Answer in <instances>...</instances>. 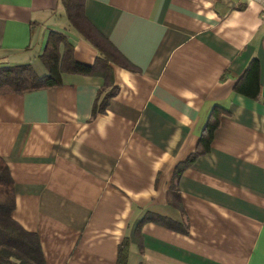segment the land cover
<instances>
[{
	"label": "crops",
	"instance_id": "obj_1",
	"mask_svg": "<svg viewBox=\"0 0 264 264\" xmlns=\"http://www.w3.org/2000/svg\"><path fill=\"white\" fill-rule=\"evenodd\" d=\"M62 4L0 0V65L46 76L39 57L50 31L66 36L76 61L97 62ZM84 13L138 68L109 63L104 111L92 116L99 76L63 73L56 87L0 95L12 217L36 234L44 264H116L124 237L127 264H264L263 5L84 0ZM253 58L257 98L233 90ZM214 106L209 150L173 178Z\"/></svg>",
	"mask_w": 264,
	"mask_h": 264
},
{
	"label": "trees",
	"instance_id": "obj_2",
	"mask_svg": "<svg viewBox=\"0 0 264 264\" xmlns=\"http://www.w3.org/2000/svg\"><path fill=\"white\" fill-rule=\"evenodd\" d=\"M66 17L70 26L83 36L99 52L101 57L92 65L75 60L73 47L66 36L58 31H50L40 60L48 70V74L39 77L30 64L0 65V95L24 94L41 89L56 87L61 84V74L74 73L99 76L104 84L94 102L92 116L104 111L112 91L106 89L112 85L113 71L109 63L129 69L138 68L129 62L119 51L113 52L107 39L89 22L84 13V0H63ZM63 45L61 53L59 48ZM115 54V55H114ZM233 90L251 98L259 95V62L253 58L247 65L243 75L236 81ZM105 92L99 101V96ZM222 109L214 106L201 132L195 151L183 162L173 168V178H177L184 168L194 159L209 150L213 132L219 123ZM15 208L14 181L9 168L0 157V264H44L39 240L36 234L27 232L12 217ZM144 219L138 222L135 236L140 240V230ZM137 240V242H138ZM130 240L124 237L117 248L116 264H127Z\"/></svg>",
	"mask_w": 264,
	"mask_h": 264
},
{
	"label": "built area",
	"instance_id": "obj_3",
	"mask_svg": "<svg viewBox=\"0 0 264 264\" xmlns=\"http://www.w3.org/2000/svg\"><path fill=\"white\" fill-rule=\"evenodd\" d=\"M254 1H256L257 3H260L264 7V0H254Z\"/></svg>",
	"mask_w": 264,
	"mask_h": 264
},
{
	"label": "rangeland",
	"instance_id": "obj_4",
	"mask_svg": "<svg viewBox=\"0 0 264 264\" xmlns=\"http://www.w3.org/2000/svg\"><path fill=\"white\" fill-rule=\"evenodd\" d=\"M63 3V0H59V5H61ZM62 6H63V4H62Z\"/></svg>",
	"mask_w": 264,
	"mask_h": 264
}]
</instances>
